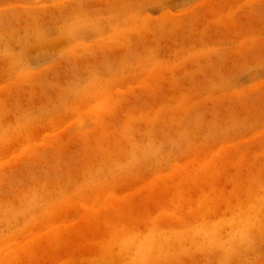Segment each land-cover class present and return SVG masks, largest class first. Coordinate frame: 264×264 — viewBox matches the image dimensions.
Segmentation results:
<instances>
[{
	"label": "rangeland",
	"instance_id": "374dc122",
	"mask_svg": "<svg viewBox=\"0 0 264 264\" xmlns=\"http://www.w3.org/2000/svg\"><path fill=\"white\" fill-rule=\"evenodd\" d=\"M0 264H264V0H0Z\"/></svg>",
	"mask_w": 264,
	"mask_h": 264
}]
</instances>
